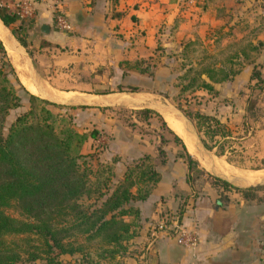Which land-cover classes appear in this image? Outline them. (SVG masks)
I'll use <instances>...</instances> for the list:
<instances>
[{"label":"crops","instance_id":"0c3cea01","mask_svg":"<svg viewBox=\"0 0 264 264\" xmlns=\"http://www.w3.org/2000/svg\"><path fill=\"white\" fill-rule=\"evenodd\" d=\"M33 1L35 18L30 22L16 21L14 26L24 34L39 75L44 74L57 92L49 93L44 88L39 91L36 85L37 92L28 89L29 92L55 99L79 94V98L85 99L82 105L88 106L87 101H91L104 109L111 103H101V98L144 101L154 98L157 94L152 89L161 84L177 86L176 82L173 84L177 63L186 52L185 44L199 36L196 32L200 16L217 3V12L220 11L209 23L215 26L223 2L228 0H202L201 5L193 0H60L58 9L73 25L70 32L55 27L53 0ZM253 2L264 16V0ZM3 29L0 27L3 37L7 39L8 35L14 41ZM10 47L14 48L11 44ZM14 58L28 71L22 56ZM128 86L137 90L129 91ZM99 88L100 91L94 90ZM134 103L135 108L143 107ZM123 134L122 146L127 153L121 154L123 160L129 163L149 155L159 174L146 199L133 203L139 208L140 220L136 234L128 241V255L124 257L128 264H264V183L236 189L228 195L227 203L217 200L213 188L190 198L187 165L175 154L161 158L160 137L141 138L133 131ZM112 142H107L108 147ZM110 158L108 154L107 159ZM242 178L257 183L261 176ZM181 206L178 221L198 237L194 249L183 246L169 232L153 238V222L160 217L166 220L167 213L176 214ZM134 249L138 253L133 256L130 250Z\"/></svg>","mask_w":264,"mask_h":264},{"label":"trees","instance_id":"16d2710c","mask_svg":"<svg viewBox=\"0 0 264 264\" xmlns=\"http://www.w3.org/2000/svg\"><path fill=\"white\" fill-rule=\"evenodd\" d=\"M0 19L28 50L24 34L14 26L17 17L0 9ZM189 44L186 43L184 49ZM262 44L258 41L251 48L260 51ZM241 54L246 56L245 50H241ZM4 59L5 50L0 41V264H36L35 261L42 259L46 264H64L63 255L79 253L87 259L90 254L87 247L91 245L95 246L97 260L92 262L89 258V262L99 264L101 259H107L114 264H128L124 260L128 255V241L136 234L140 220L139 208L133 203L146 199L159 180L151 157L139 156L133 166H126L121 178L114 181L112 162L93 168L92 154L81 150L88 137L97 141L99 130L86 134L70 126H59L57 114L46 107L50 102L32 93H28V111L18 115L3 135L5 117L20 105L21 98L7 77L13 68ZM192 70L189 67L187 71ZM237 72L232 67H208L197 71L182 89L192 88L202 74L208 81L217 83L230 80ZM255 73L251 79L258 76V72ZM201 81L200 89L213 90L211 82ZM130 90L137 88L131 86ZM140 111L155 113L147 108ZM189 116L195 122L203 145L209 150L216 147L215 153L223 155L221 143L231 132L227 126L216 116L199 111ZM163 125H166L164 121ZM216 136L221 140H214ZM174 138L184 150L188 181L191 169H200L199 164L186 151L181 139L176 135ZM159 154H163L161 148ZM223 183L229 185L227 181ZM13 203L18 205L24 218L5 212ZM181 208L176 214L167 213L166 222L180 219ZM9 236H22L20 240L25 247L7 240Z\"/></svg>","mask_w":264,"mask_h":264},{"label":"rangeland","instance_id":"374dc122","mask_svg":"<svg viewBox=\"0 0 264 264\" xmlns=\"http://www.w3.org/2000/svg\"><path fill=\"white\" fill-rule=\"evenodd\" d=\"M245 1L244 4L243 0L223 2L220 12L222 14L218 17L219 23L215 26L209 23L211 18L220 11L217 12V5H215L217 3L213 7H209L206 14L203 13L200 16V24H197L196 32L199 36L195 37V41H190L182 60L177 63V79L173 82V84L176 82L177 86L161 84L159 88H153V92L157 94L153 96L154 98H145L144 101H136L134 98H126L127 101L116 98H101V103H111L110 106L101 109L100 105H94L95 102L91 101H87L90 103L88 106L80 105L79 102H83L85 99L79 98V94H76L75 97H70L71 95L68 94L67 98L60 99L52 97L47 99L40 94L35 95L50 102L46 107L57 114L59 126H70L78 132L86 134H89L93 129L99 130L97 141L95 142L88 137L81 150L83 153L90 152L92 154L91 165L93 168H96L100 163L112 162L115 173L114 181L120 179V175L123 174L126 166H133L134 164V162L126 163L122 158V155L127 154L126 149L122 146V136H125L123 131H133L137 137L140 136L141 138L160 137L163 152L161 158L175 154L176 157L186 163L184 150L174 138L175 135H178L171 129L164 117L167 113L174 116L171 113L173 111L185 124L174 116L175 121L179 122L181 128L192 136L196 147L203 154V157L210 162L208 163L205 158V163L199 161L200 158L189 153L186 149L198 162V168H200L194 167L189 173L188 196L195 199L213 188L217 191V200L221 203H227L228 195L231 196L236 190L234 188L249 187L248 181L244 180L243 176L260 175L261 179L257 182H264V16L253 0ZM193 3L201 5L202 0H193ZM242 4L243 8H241ZM6 29L18 46L17 49L8 35L6 39L0 33V41L5 50L4 60L9 62L13 68V72L9 73L7 77L14 86L15 93L21 98L20 105L12 108L5 117L2 128L3 135L7 134L10 124L18 115L28 111V93H31L28 89L30 91L33 87L36 89L31 78L33 74L24 56L26 55L25 52L28 54L29 52L15 38L10 28L6 26ZM258 41L263 43L262 48L260 51H255L251 46L257 44ZM10 44L14 48H11ZM241 50H245L246 56L241 54ZM21 56L28 71H24L19 66L20 63L18 64L14 58ZM29 57L31 58L30 54ZM189 67L193 69L190 72L187 71ZM208 67L225 69L232 67L238 72L230 80L217 83L208 81L205 74H202L194 82L192 88L183 91V84L188 83L191 77L196 76L197 71H202ZM253 70L258 72V76H253L254 79H251V75L256 74L255 72L252 73ZM202 79L211 82L213 90L200 89L198 86ZM38 81L39 85L49 93L57 92L44 74L39 75ZM130 87H127L129 91H131ZM117 88L121 89V86ZM94 90L97 92L101 88ZM134 102L141 103L139 105L143 107H133ZM165 107L171 111L166 110ZM145 108L155 113H142L140 109ZM196 111L216 116L231 131L230 136L221 143L224 148L223 155L215 153L216 147L209 150L203 145L195 122L189 116L190 113ZM90 119L96 120L97 124L92 123L93 121ZM163 121L166 125H163ZM111 140L114 142H112L111 147H108L107 142ZM214 140L219 141L221 138L216 136ZM181 141L185 145L182 139ZM208 143L212 144V141ZM108 154L111 156L110 159H107ZM179 155L184 157L181 158ZM123 165L125 166L121 169ZM223 171H226L227 175ZM224 176L232 180H227ZM223 181H227L229 185ZM134 190L132 188L133 192ZM5 212L16 218H24L16 203L6 207ZM160 219L161 217L153 222L152 227H155ZM20 238L22 236H9L7 240L19 242L25 247V243ZM85 244H93V242ZM94 247V245L87 247L88 252H90L87 259L82 258L79 253L63 255L64 264H93L92 262L97 260L94 257ZM130 253L134 256L138 250H130ZM21 256L25 260L26 256L23 254ZM89 258L92 262H89ZM35 263L46 264L43 259L35 261ZM98 263L114 264L107 259H101Z\"/></svg>","mask_w":264,"mask_h":264},{"label":"built area","instance_id":"2783aa9c","mask_svg":"<svg viewBox=\"0 0 264 264\" xmlns=\"http://www.w3.org/2000/svg\"><path fill=\"white\" fill-rule=\"evenodd\" d=\"M59 4L60 0H53L55 27L59 31L70 32L73 29V25L65 14L58 9ZM0 9L14 14L19 22H30L35 18L33 0H0ZM153 229V238L161 233L169 232L183 246L192 249L197 246L198 237L196 232L186 229L178 219H173L170 223H167L165 219H160Z\"/></svg>","mask_w":264,"mask_h":264},{"label":"bare ground","instance_id":"6f19581e","mask_svg":"<svg viewBox=\"0 0 264 264\" xmlns=\"http://www.w3.org/2000/svg\"><path fill=\"white\" fill-rule=\"evenodd\" d=\"M0 27H1V29H3V26L1 25V23H0ZM12 42H14V41H12ZM31 90H32L31 92H33V93H36L37 92L34 87L31 88ZM162 113H164V112H162ZM164 117H165V120L169 123V126L171 127V129L174 130L176 132V134L179 135L180 138L184 141V143L188 147L190 153L191 154H194L196 157L200 158L201 160H199V161H203V163H205L204 157L202 156V154L200 153V151H198L195 148V146H194L195 145V142H194V140H192V136H190L185 130H183V128H181L180 123L177 122V121H175L176 118L174 116H172L171 114H168V113ZM207 162L210 163L209 160H207ZM224 173L227 175V173L225 171H224ZM256 182H257V180H256Z\"/></svg>","mask_w":264,"mask_h":264},{"label":"water","instance_id":"95a60500","mask_svg":"<svg viewBox=\"0 0 264 264\" xmlns=\"http://www.w3.org/2000/svg\"><path fill=\"white\" fill-rule=\"evenodd\" d=\"M0 23H1V25L6 29V26L4 25V23L1 21V19H0ZM7 30V29H6ZM9 33V32H8ZM17 47V49H18V46H16ZM26 53V55H24L25 56V58H26V60H27V62H28V66H29V69H30V71H31V73L33 74V77H31L33 80H34V83H35V85L37 86V88H38V90L39 91H41L43 88L39 85V81H38V78H39V72L37 71V69L35 68V66H34V64H33V61L31 60V58L29 57V54L27 53V52H25ZM35 75V76H34ZM42 97L43 98H47V99H50L51 98V96L50 95H42ZM79 104L80 105H82V101H80L79 102ZM224 178L225 179H227V180H232L231 178H227V177H225L224 176ZM264 182H257V183H248L247 182V184H248V186H250V187H254V186H258V185H260V184H263Z\"/></svg>","mask_w":264,"mask_h":264}]
</instances>
